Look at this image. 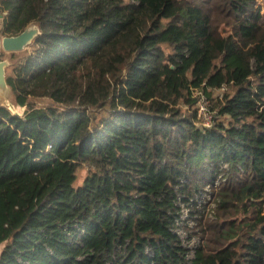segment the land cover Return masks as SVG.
Instances as JSON below:
<instances>
[{
	"label": "trees",
	"instance_id": "trees-1",
	"mask_svg": "<svg viewBox=\"0 0 264 264\" xmlns=\"http://www.w3.org/2000/svg\"><path fill=\"white\" fill-rule=\"evenodd\" d=\"M256 1L0 0V264H264Z\"/></svg>",
	"mask_w": 264,
	"mask_h": 264
},
{
	"label": "water",
	"instance_id": "water-1",
	"mask_svg": "<svg viewBox=\"0 0 264 264\" xmlns=\"http://www.w3.org/2000/svg\"><path fill=\"white\" fill-rule=\"evenodd\" d=\"M2 17L3 15L0 13V18ZM40 34L41 29L35 23L28 25L17 35H3L0 31V54L2 51L10 52L23 50ZM9 64L8 60L0 58V99L3 101L7 100L8 92L12 90L6 79V70Z\"/></svg>",
	"mask_w": 264,
	"mask_h": 264
},
{
	"label": "rangeland",
	"instance_id": "rangeland-1",
	"mask_svg": "<svg viewBox=\"0 0 264 264\" xmlns=\"http://www.w3.org/2000/svg\"><path fill=\"white\" fill-rule=\"evenodd\" d=\"M256 2H257V3H256L257 6H260V7H261V12H262V15H263V17H262V21H261V25H260V26H261V27H264V0H257ZM6 53H7V54H6V56H4L3 59L8 60V62L11 64V61H10V59H9V57H8V53H9V52H6ZM10 64H9V65H10ZM0 101H1L3 104L7 105V106H8L13 112H15V113H16V112H17V113H22L23 110H24V107H21V106L16 105L12 90H10V91L8 92V98H7V100L3 101V100L0 99ZM200 115L204 118V120L208 121V113H200ZM86 175H87V168H85V167H81V168L79 169V176H78V179H77V184L82 183ZM206 188H207V189H210L208 186H207ZM200 200H202L203 203L206 204V206H205V208H204V209H206V211H205L206 213L209 211V209H210L211 207H214V204L211 203V201H212V197H211V195H210V192H208V191H207V192H204V193L201 195ZM203 207H204V206H203ZM186 210H188V217H190V215H189V208L185 209V211H186ZM188 219H189V223H190V225L193 226V225H194L193 217H190V218H188ZM184 230H185V231H182V236H183V238H186L187 233H188V229L186 228V229H184ZM186 231H187V232H186ZM196 238H197V237H196ZM197 241H198V240L196 239V240L192 241L191 244H193V246H194V245H196ZM4 245H5V243L0 244V253H1V250H2V248L4 247Z\"/></svg>",
	"mask_w": 264,
	"mask_h": 264
},
{
	"label": "built area",
	"instance_id": "built-area-1",
	"mask_svg": "<svg viewBox=\"0 0 264 264\" xmlns=\"http://www.w3.org/2000/svg\"><path fill=\"white\" fill-rule=\"evenodd\" d=\"M2 19H3V17L0 18V20H2ZM195 94L196 95H201L200 99H199L200 113H208V121H209V119H210V114H209V103H210V100L204 94H202L201 91L196 90ZM185 209H187V208H184V212L182 214V220H178V223L180 225H183L182 224L183 220L188 218V210L185 211ZM188 222H189V220H188ZM184 229L185 228L181 226V227H178L176 230L180 234L184 244H186L190 248L188 256L192 257L194 255V247H195V245L193 246V244H191V242L196 240V239L198 240V238L194 237L192 239H189L188 233H187L186 238H183L182 231H185Z\"/></svg>",
	"mask_w": 264,
	"mask_h": 264
},
{
	"label": "crops",
	"instance_id": "crops-1",
	"mask_svg": "<svg viewBox=\"0 0 264 264\" xmlns=\"http://www.w3.org/2000/svg\"><path fill=\"white\" fill-rule=\"evenodd\" d=\"M2 14V13H1ZM0 27H1V25H0Z\"/></svg>",
	"mask_w": 264,
	"mask_h": 264
}]
</instances>
